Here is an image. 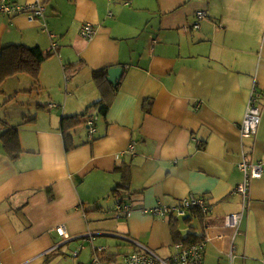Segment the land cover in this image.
I'll return each mask as SVG.
<instances>
[{
    "label": "crops",
    "instance_id": "obj_1",
    "mask_svg": "<svg viewBox=\"0 0 264 264\" xmlns=\"http://www.w3.org/2000/svg\"><path fill=\"white\" fill-rule=\"evenodd\" d=\"M13 1L41 2L44 17L0 14V53L37 47L47 57L37 79L16 73L0 84V96L9 78L43 95L37 107H0V135L16 126L21 148L14 157L0 139V264H124L144 249L167 259L176 241L205 230L201 264H229L231 249L232 264H264V172L247 210L233 193L241 142L264 161V105L256 136L238 132L251 89L264 94V0ZM85 23L89 40L78 34ZM114 66L123 71L105 117L90 113L97 133L78 127L64 149L62 117L98 101L93 73ZM189 195L211 212H144ZM122 204L130 215L117 218ZM237 212L235 234L223 218Z\"/></svg>",
    "mask_w": 264,
    "mask_h": 264
},
{
    "label": "built area",
    "instance_id": "obj_2",
    "mask_svg": "<svg viewBox=\"0 0 264 264\" xmlns=\"http://www.w3.org/2000/svg\"><path fill=\"white\" fill-rule=\"evenodd\" d=\"M44 6L41 2H34L30 4L20 5L13 0H0V14L5 16H12L16 14H24L29 19H40L44 17ZM205 13L198 11L196 14V20L193 23L194 28L199 27L201 19L204 17ZM42 31L47 33L50 38H53L54 35L48 32L46 25L43 23ZM95 30L94 26L90 23H85L81 26L79 30V35L84 39H91L94 35ZM52 48H55V43H52ZM264 94L260 93L256 88H252L250 92V97L245 108V112L241 123L238 126V132L241 141L247 139H253L256 136V132L261 120L263 105H264ZM57 106L55 104L50 105L49 107ZM96 119L92 118L87 121V126L89 128V134L95 132L93 127L94 121ZM129 151L134 152L133 143L129 145ZM248 151V150H247ZM244 148L243 143L240 145V161L237 164V168L243 174L242 181L235 186L234 192L238 194L241 198V212L247 210L249 199H250V183L252 179L260 178L264 172V161L253 162V156L250 155ZM210 204L207 202L205 197H195L189 195L186 198H183L179 205L175 206H166L161 203H158L154 208L145 209L144 212H148L153 216L159 218H167L170 215L183 216L186 210L195 209L202 212L203 214H209L211 212ZM131 208L122 204L116 207L115 215L116 217H127L130 215ZM230 213L224 216V226L232 230L235 234L238 232V227L240 224V218L242 213ZM56 231L65 239L67 237L66 228L62 225H58ZM202 238L198 239L196 242H193L188 245H183L182 243H174L172 246L174 252L167 258L161 259L157 257L148 249L143 251H138L127 255L124 258V264H201L204 255V246L206 241L209 240L207 230H205ZM91 236V234L89 233ZM91 241V238H90ZM232 252V249H231ZM230 252V262L232 264V255ZM94 263L103 264L99 262L97 257H94Z\"/></svg>",
    "mask_w": 264,
    "mask_h": 264
},
{
    "label": "trees",
    "instance_id": "obj_3",
    "mask_svg": "<svg viewBox=\"0 0 264 264\" xmlns=\"http://www.w3.org/2000/svg\"><path fill=\"white\" fill-rule=\"evenodd\" d=\"M193 29L199 28H194ZM47 56L42 53V51L37 47H24V46H8L4 48L0 53V84L4 79L13 75V74H27L32 79H37L39 76L40 65L45 60ZM70 68L66 70V74L70 72ZM108 69L104 68L99 70V72L93 73V81L98 89L100 95V99L89 107L86 110L79 114H74L70 116L62 117L60 123L61 136L63 137L64 145L66 150L71 148V145L68 143L69 139H72L74 130L81 126H86L87 128V136L89 139H92L94 134L97 133V121L95 120L93 127L95 128V132L89 134V128L87 126V121L90 119L97 118L96 116L91 115L90 113L93 110L97 111L98 115L105 117L111 101L113 99V95H115V91L117 90V86L113 87L111 84H108L106 81L107 71ZM50 106V105H49ZM51 108V107H49ZM147 108V107H145ZM0 139L3 141L7 153L13 155L14 157L21 153V148L18 139L17 127H7L5 131L0 135ZM119 187L117 186L113 193H117ZM193 210V209H192ZM198 238L192 237L191 241L187 240H178L175 243H182L183 245H188L193 242H196Z\"/></svg>",
    "mask_w": 264,
    "mask_h": 264
},
{
    "label": "rangeland",
    "instance_id": "obj_4",
    "mask_svg": "<svg viewBox=\"0 0 264 264\" xmlns=\"http://www.w3.org/2000/svg\"><path fill=\"white\" fill-rule=\"evenodd\" d=\"M6 81L7 82H5L3 87L5 89V93L0 96V107H37V103L42 102V94L38 95L35 91H23V88L26 86L24 81L18 83L11 78ZM107 213H111V211H108ZM108 257L109 256H106L105 258Z\"/></svg>",
    "mask_w": 264,
    "mask_h": 264
},
{
    "label": "water",
    "instance_id": "obj_5",
    "mask_svg": "<svg viewBox=\"0 0 264 264\" xmlns=\"http://www.w3.org/2000/svg\"><path fill=\"white\" fill-rule=\"evenodd\" d=\"M122 66H114L108 68L107 71V76H106V81L111 84L113 87H115L120 81L121 75H122ZM65 242V241H64Z\"/></svg>",
    "mask_w": 264,
    "mask_h": 264
}]
</instances>
